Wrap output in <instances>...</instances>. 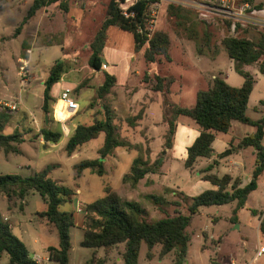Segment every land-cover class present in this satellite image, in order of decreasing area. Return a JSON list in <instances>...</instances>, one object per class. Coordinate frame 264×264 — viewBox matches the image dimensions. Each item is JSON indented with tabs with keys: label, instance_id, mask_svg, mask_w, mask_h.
I'll use <instances>...</instances> for the list:
<instances>
[{
	"label": "rangeland",
	"instance_id": "obj_1",
	"mask_svg": "<svg viewBox=\"0 0 264 264\" xmlns=\"http://www.w3.org/2000/svg\"><path fill=\"white\" fill-rule=\"evenodd\" d=\"M35 1L0 0V105L17 106L15 113L7 111L11 120L5 134H11L18 129L25 140L19 145V154H6L0 149V175L13 174L28 178L49 168L50 177L73 192L70 199L60 207V211L74 214L77 209L82 210L81 213H76L74 218L77 226L70 232L72 247L68 254L69 264H86L91 260L93 264H123L122 245L109 252L81 246L84 209L87 203L104 197L106 190L111 189L121 199L138 203L148 221L160 220L166 214L174 215L175 210L184 213V193L175 187L166 188V184L170 183L165 177L163 179L158 176L149 181L144 179L137 186H133L129 179L124 180V177L130 174L134 160L139 156L151 164L159 162L160 171L162 166H166L168 156L164 153V124H151L152 126L131 130L125 121L128 116L115 121L120 137L129 140L138 148L116 150L114 155L106 160L105 175L102 177L90 169L78 174L76 167L84 160L99 158L98 151L104 143V134L72 155L66 151L67 142L79 124L89 125L102 119V104L115 112L114 105H119L123 91L130 96H127L124 105L127 109H133L136 114L139 108H145L144 102L149 101L146 96H150L154 108L151 119H155L165 100L171 105L179 104L181 95L176 93L179 87L183 90L181 105L186 108L192 106L195 93L199 91L194 90V87L201 84L208 89V85L212 84L216 76L224 77L233 87H241L244 78L235 72L234 62L221 46V41L230 36L227 24L223 23L219 16H215L216 21L212 24H206L216 35L209 49L202 47L205 49V56L199 62L200 55L197 53L196 43L176 35L167 21L165 12L169 3L161 1L158 22L152 33L162 31L169 35L170 61L159 57L156 64H148L144 58V46L141 53L134 56L136 60L127 87H124V90L111 91L100 100L98 89L104 83V74L89 66L90 46L107 17L110 0H58L28 17ZM256 2L264 6V0ZM62 3L67 9L61 7ZM198 19L202 22L199 16ZM262 32L264 29L249 28L239 36L256 40ZM108 45L130 51L134 47V38L131 33L113 27L109 30ZM58 59L65 61L63 83L54 88L52 94L56 98L52 97L56 103L52 104L50 113L45 114L42 110L44 82ZM260 64L261 62L244 68L251 72L255 79V89L247 110V116L251 119H259L264 114V106L260 104L264 101V74L259 71ZM193 65L202 71L201 66L206 76H199ZM149 71L151 74L148 82H145V73ZM156 73L172 79L169 85L171 92L153 91L156 86ZM143 82L145 85L142 86L146 90L140 91ZM63 92H68L76 107L67 109L60 106ZM135 92L141 94L137 102L132 98ZM149 92H152L153 96ZM45 127L62 132V139L58 144L47 143L37 137ZM255 130L254 127L237 121L228 133L217 134L221 142L236 141L228 146L227 151H231V154L222 158L223 164L217 170L219 175L230 173L242 180L250 174L254 168L253 148L244 149L239 153L237 143L254 134ZM204 163L205 160H200L199 164L195 165L192 180ZM175 164L173 167L178 173L173 175L174 180L185 186L191 184L192 181L185 177L187 173L184 164ZM250 179L251 174L250 178L245 180L246 183ZM164 180L167 182L164 183ZM260 193L264 196V184L250 196L246 208L239 214L237 224L231 221L235 203L202 208L200 213L193 217L192 224L187 229L190 242L186 264H232V261L235 264H264V254L256 258L258 250L264 248V237L259 233L264 203L260 204L256 200ZM153 196L158 199V204H155ZM176 201L180 203V208L173 206ZM255 209L257 215L251 212ZM46 210L47 203L33 190L23 200L15 196L0 197V220L9 225L12 234L25 244L29 257L33 259L40 256L42 259L38 264H58L49 259V248L58 247L59 237L55 227L42 216ZM160 251L161 246H156L151 251L152 257H148V247L142 243L138 264H175V252L161 257ZM0 264H9L6 253L0 255Z\"/></svg>",
	"mask_w": 264,
	"mask_h": 264
},
{
	"label": "trees",
	"instance_id": "obj_2",
	"mask_svg": "<svg viewBox=\"0 0 264 264\" xmlns=\"http://www.w3.org/2000/svg\"><path fill=\"white\" fill-rule=\"evenodd\" d=\"M57 1L36 0L28 17L35 15L36 11L42 7ZM151 3V0H139L131 10L135 12L134 18H125L120 14L117 0H110L107 17L90 46L89 66L92 69L102 71L103 49L109 37L108 31L113 27L131 33L134 38L135 53H139L146 46L144 58L148 64H156L159 57H165L170 61L171 41L169 35L157 31L149 38V33L145 30ZM61 7L67 9L63 3ZM165 12L167 21L173 27L176 35L196 43L198 55H205V49L202 47L205 46L209 49L216 33L211 30L210 26H207L208 24L206 25L205 22L198 19V12L175 4H169ZM138 26L143 29L142 34L138 33ZM227 30L229 33L228 26ZM221 46L234 62L235 72L244 78L243 85L233 87L223 78L215 77L208 89L197 92L195 104L191 108L171 105L165 100L163 123L167 126V132L164 136V144L166 149H172L179 118L182 116L190 118L200 132L192 146L188 148L185 161V167L192 169L199 159L213 157L212 144L217 133H228L234 121L252 126L256 129L255 133L246 136L237 145V150L246 148L255 150V166L250 181L243 185V180L233 178L230 174L221 177L213 174L212 171L218 164L215 161L200 173L203 174L204 180L209 181L217 189L206 190L195 197L183 194L184 213L175 210L174 215L166 214L165 217L157 221H148L143 216V210L138 203L125 201L111 189H107L104 197L87 203L85 206L81 227L83 230L82 247L94 250L104 249L109 252L122 245L123 264H138L141 246L142 243H145L148 247V257H152L151 251L154 247L161 246V257L175 252V264H186L190 242L187 229L192 224L193 217L199 214L202 208L235 203L231 221L233 224L238 223L240 212L246 208L251 193L258 189L260 177L264 172V114L259 119H251L247 116L248 103L254 89L255 79L250 72L244 70L246 66H253L261 62L259 71L264 74V32L256 40L230 35L221 41ZM64 66L65 61L58 59L44 82L42 110L45 114H49L52 104L56 103L51 92L53 87L62 80L65 73ZM103 74L104 83L98 89L100 100H103L111 92L116 82L113 76L106 72ZM154 78L156 86L153 90L168 92L172 79L159 74H155ZM148 79L149 74L146 72L145 82H148ZM261 105L264 106V102ZM101 108L102 119L95 120L89 125L79 124L67 142L66 151L72 155L85 144L104 134V143L98 151L99 158L80 162L76 167L78 174L90 169L102 177L105 175V161L116 150L138 148L120 137L115 124V121L120 118L105 104H102ZM7 111L0 109V149L6 154H19L21 153L19 145L25 140L18 129H15L11 134H5L11 120ZM142 117L143 110L136 116L127 118L126 122L134 128ZM37 137L47 143L58 144L62 139V132L45 127ZM159 171V162L151 164L139 156L132 164L131 173L124 179H129L132 185L136 186L147 175L158 174ZM49 174L50 170L47 168L40 174L28 178L13 174L0 175V197L3 195L15 196L23 200L30 191L37 192L47 203V210L43 212L42 216L55 227L59 237L58 247L49 248V259L58 264H69L68 254L72 247L70 232L76 224L73 213L61 212L60 207L70 199L73 192L70 188L58 184ZM153 198L155 204H158V199L154 196ZM173 206L181 207L178 201L174 202ZM251 212L253 215H257L256 210ZM259 233L264 237V213L259 225ZM3 253L8 255L9 264H38L29 257L27 247L12 234L9 225L0 220V255ZM86 264H93V261Z\"/></svg>",
	"mask_w": 264,
	"mask_h": 264
},
{
	"label": "crops",
	"instance_id": "obj_3",
	"mask_svg": "<svg viewBox=\"0 0 264 264\" xmlns=\"http://www.w3.org/2000/svg\"><path fill=\"white\" fill-rule=\"evenodd\" d=\"M260 5H262V4H260ZM262 7H264V6L262 5ZM108 33H109V31H108ZM108 40H109V37H108ZM108 40H107L106 46L103 49V59H104L103 62H104V65L102 67V73L104 71V72L108 73L109 75H111V76H113L115 78L116 82H115V85L113 87V90H111V91H118L120 89L124 90L125 89L124 87H127V85L129 84L130 78H131V69H132V67H133V65L135 63V60H136V58H134V56H135V54L141 53V51L139 53H135V45L130 51H125V50H121V49L119 50V49H116L117 47H111L110 45H108ZM203 56H205V55H200L199 56V59H200L199 62L202 61L201 58ZM193 67L198 70L199 76H206V75H204L205 71L203 72V68L201 66H200V68L202 69V71L200 69H198L195 65H193ZM246 68H248V66H246ZM136 73L138 74V72H136ZM148 74L150 75L151 72L149 71ZM223 79L225 80L224 77H223ZM62 81H63V78L58 84H56L53 87L51 94L53 93L55 87H58V86L62 85V83H63ZM142 85H145V83L144 82L141 83V86ZM208 87H210V85H208ZM140 88H141L140 91H145L146 90V88H144L143 86L140 87ZM254 89H255V84H254ZM254 89H253L252 93L254 92ZM194 90H205V87H203L201 84H199V87L195 86ZM148 91H151V90H148ZM169 91L171 92L170 88L168 89V92ZM154 92H156V91H154ZM197 92L195 93L194 101H193L191 107H193L194 104H195ZM149 93H151V96H153L152 92H149ZM176 93H178L181 96L183 95V90H181V87H179V90ZM252 93H251V95H252ZM140 95H141L140 92H138V93L135 92V94L132 96V98L134 99L135 102H137L139 100V96ZM52 96L54 98H56L55 95L52 94ZM127 96H128V93L126 94L123 91V96L121 97L122 100L119 102V105H114L115 112L118 114L119 118L127 117V116H128L127 118H130V117L136 116L141 110H143L142 119L137 122V125L134 128L129 127V129L132 130V129H135V128L148 127V126H152L151 124H153V125L164 124L163 123V120H164V106L161 107V109H159L160 111H159V113L156 114V118L155 119H151L152 111L154 110V108H153V105H152V101H150V96H146L149 101L148 102H144L143 105L145 106V108H142L141 110L139 108V112L137 114L134 113L133 109H131V108L127 109L126 106L124 105V102H125ZM181 96H180V99H179V104H175V105L184 107L183 105H181V98H182ZM128 97H130V96H128ZM249 101H250V99H249ZM262 102H264V101H261L260 104ZM191 107H189V108H191ZM118 108H122V110H119ZM127 118L125 119V121L127 120ZM235 122H237V121H234L232 123L231 129H233ZM76 127H75V129H76ZM166 128H167V126L164 124V136H165V134L167 132ZM217 134H216V139H215L214 143L212 144V147L214 149L213 157L211 159H199L196 162V164H199L200 160H205V163H204L203 167H200V169L198 171V175L195 176V178L193 177L194 179L192 180V176L191 175H192V173H194V169H195L194 167L195 166L191 170L187 169L185 167V161H186L187 155H188V148L190 146H192L194 141L200 135V132H199L198 128L195 126L194 122L190 118L184 117V116L180 117L179 120H178L177 128H176V134H175V138H174L173 147H172V149H166L165 148V151H164V153L168 156V159L166 160L167 161L166 166L164 168L162 166V169H161V171L158 174H149V175H147L144 178L145 181L146 180L149 181L152 178H157L158 176H160L162 178L165 177V179L167 181H169V183H170L169 185L166 184V188L173 189L175 187V188L179 189V191H182L185 195H187L189 197L198 196V195H200L201 193H203L206 190H216L217 187L212 185L209 181L204 180L203 179V174H201L199 172H201V170L205 169L207 166H209L213 162L217 161L218 164L213 169L212 173L218 175L219 177H221V176H223L225 174H230V173H225V174L219 175V171H217V170L223 164L222 156H223L224 152H226L229 149L228 146H230V145H232L233 143L236 142L234 140L232 142H230V143L221 142V141L218 140V135ZM218 142H220V143H218ZM239 143H240V141H238L237 144H239ZM242 150H244V149H242ZM242 150H239L238 152L241 153ZM125 151H127V150H125ZM127 152H129V151H127ZM252 156L256 159V155H255V150L254 149H253ZM255 159H254V166H255ZM175 163L184 164V169H185V171L187 173V174H185L186 175L185 177H186L187 180H191L192 181V183L189 184L188 186H185V185H183V183H178L176 180H174L175 176H173V175H176L178 173L173 167V165ZM105 164H106V161H105ZM164 169H166V170H164ZM214 171H216V173H214ZM188 172L190 174H188ZM251 173H252V171H250V174ZM250 174H248L244 179H242L243 180V185L247 184L245 180L250 178ZM128 175L129 174H127L126 176H128ZM230 175L233 178L238 177L237 175H233V174H230ZM182 176H183V174H182ZM144 179H142L141 181H143ZM167 181L164 180V183H166ZM262 184H264V172H263V174L260 177V180H259V183H258V189H259V186L262 185ZM258 189L256 191H258ZM256 191H254V192H256ZM253 193H251V195ZM250 196H249V198H250ZM256 200L260 204L264 203V196H262V193H260V195H257ZM247 203H248V201H247ZM246 206H247V204H246ZM76 213H81V212H79V209H77V212H75L73 214V217H75V215H77ZM74 220H75V218H74ZM75 224H76V222H75ZM76 226H77V224H76Z\"/></svg>",
	"mask_w": 264,
	"mask_h": 264
},
{
	"label": "built area",
	"instance_id": "obj_4",
	"mask_svg": "<svg viewBox=\"0 0 264 264\" xmlns=\"http://www.w3.org/2000/svg\"><path fill=\"white\" fill-rule=\"evenodd\" d=\"M139 0H117L120 14L125 18H134L135 12L131 11ZM148 1V0H147ZM149 6V18L146 23L145 30L151 38L153 28L157 25L159 18V9L163 0H151ZM164 3L175 4L198 12L199 18L206 24H212L215 16H219L226 22L229 35L238 36L249 28L264 29V7H259L260 4L256 0H164ZM138 33L143 32V29L138 26ZM61 101L67 103L71 107H76V103L69 97L68 92L61 94ZM59 100V101H60ZM1 106V105H0ZM1 110H8L10 113L17 111L16 105L5 104L0 107ZM79 212L82 210L79 209ZM264 254V248L261 247L256 258H260ZM41 257L36 256L33 260L37 263L41 262ZM232 264H235L232 261Z\"/></svg>",
	"mask_w": 264,
	"mask_h": 264
},
{
	"label": "bare ground",
	"instance_id": "obj_5",
	"mask_svg": "<svg viewBox=\"0 0 264 264\" xmlns=\"http://www.w3.org/2000/svg\"><path fill=\"white\" fill-rule=\"evenodd\" d=\"M60 106H61V107H65V108H67V109H71V108H72L71 106L67 105V103L64 102V101H61V102H60Z\"/></svg>",
	"mask_w": 264,
	"mask_h": 264
},
{
	"label": "water",
	"instance_id": "obj_6",
	"mask_svg": "<svg viewBox=\"0 0 264 264\" xmlns=\"http://www.w3.org/2000/svg\"><path fill=\"white\" fill-rule=\"evenodd\" d=\"M230 154H231V151H227L226 153L223 154L222 158H225V157H227Z\"/></svg>",
	"mask_w": 264,
	"mask_h": 264
}]
</instances>
